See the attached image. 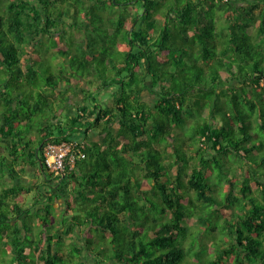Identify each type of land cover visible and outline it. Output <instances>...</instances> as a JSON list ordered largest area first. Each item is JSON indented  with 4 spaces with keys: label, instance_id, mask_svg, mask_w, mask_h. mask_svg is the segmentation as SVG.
I'll return each instance as SVG.
<instances>
[{
    "label": "trees",
    "instance_id": "trees-1",
    "mask_svg": "<svg viewBox=\"0 0 264 264\" xmlns=\"http://www.w3.org/2000/svg\"><path fill=\"white\" fill-rule=\"evenodd\" d=\"M56 53L88 75L41 76ZM76 136L86 156L54 177L46 143ZM186 244L190 264H264V0H0V263L181 264Z\"/></svg>",
    "mask_w": 264,
    "mask_h": 264
},
{
    "label": "rangeland",
    "instance_id": "rangeland-1",
    "mask_svg": "<svg viewBox=\"0 0 264 264\" xmlns=\"http://www.w3.org/2000/svg\"><path fill=\"white\" fill-rule=\"evenodd\" d=\"M81 26H84V25H81ZM77 31H75V33H76ZM97 35L98 34H94L92 37L94 38V39H92V40H99L100 42L98 43V44H94L95 46H91V50H96V49H100V50H103L104 49V42L100 39V38H96L97 37ZM91 38V37H90ZM108 52H110V58H111V56H112V50L110 49ZM100 56H102V54H99ZM52 59H57V60H53V62H52ZM77 61H72V60H70L69 58H67L66 60L65 59H63L62 60V57L59 55V54H55V56H53V58L52 57H50V58H46L45 59V62L43 63V68L41 69V71H40V75L41 76H46V75H49V74H51V73H53V74H59V72H61V69H63V71L64 72H70V69H68V64L67 63H72L73 64V66H74V68H73V70L75 71V72H77L78 74H82V75H85V76H87L88 75V72L89 71H87V70H89V69H86V68H84V67H82L80 64H79V62H78V58L76 59ZM110 61V60H109ZM114 63H116V61H114ZM92 65H93V67H92V70L94 71V72H97V74L99 73H102V75L100 74V76H99V79H97L94 83H92L91 84V88H92V92H91V94H92V99L94 100V102H97V103H102V102H105L108 98H109V96H110V94H109V92H107V91H104L99 85H100V82L99 81H101V80H103V79H107V80H110V79H112V78H114L115 77V72L113 71V73H111V74H107V75H105L104 74V70L103 69H100V67L99 66H97L94 62H92ZM111 67H113L114 68V65H112ZM82 81H84V79H82ZM73 99H75V101H76V103L79 101L78 100V95L77 96H75ZM110 101H112V98L110 97ZM88 102H89V100H88ZM59 104V103H58ZM59 107H60V105H59ZM62 109V108H61ZM49 112L48 111H44V114H48ZM70 116V112L69 111H67V110H65V107H64V110H63V112L59 115V118L60 119H62V120H66L68 117ZM38 119H40L39 117H36V120H38ZM37 124V123H36ZM96 134H97V137L99 136L98 135V133L96 132ZM226 174H225V176H221V175H217V177H216V183H221V182H225V181H227L228 180V171L227 172H225ZM231 175V174H230ZM30 179L32 178L30 175L28 176ZM8 181H10V179L8 178L7 179ZM35 181V180H34ZM24 182H26V180L24 179ZM256 187V186H255ZM256 190V189H255ZM192 195H194V193H192ZM38 198L40 199V201H42L44 198H43V196H40V194L38 195ZM46 201H44L43 203H41V204H44ZM61 203H63V200L61 199V200H59V201H55L54 202V205L56 206V213L57 214H60L61 213V210H60V207H57L58 205H60ZM36 207V206H35ZM228 212H231V210H229ZM189 222H190V224H193V225H190V227L189 228H187V236H189V238L190 237H194V236H197V235H199L200 234V232H201V229H203L204 227H205V223H203V222H197L194 218H190L189 219ZM198 223V224H197ZM212 223H214V221H213V219H211V220H208V222H206V227L207 228H210L211 227V225H212ZM77 234H79V236H80V231H77L76 232ZM223 233H224V231H222V229L218 232V233H214L217 237H219V239H221L222 237H223ZM210 234H212V232H210ZM213 236L211 235L210 236V238L208 239V243L209 244H211L212 243V241H213V238H212ZM83 238H84V236H83ZM73 240H76L77 242H81V240H83L82 238L81 239H79V240H77V238L74 236L73 238H72V240L71 241H73ZM185 249L186 250H184L186 253H185V257H184V259L182 260V262H181V264H190L189 263V261H188V259H187V255H188V257L189 256H191V255H194V253H195V251L194 250H189L188 249V244H186L185 245ZM109 251H112V249L110 248V246L109 247H107V249H106V252L108 253ZM85 261L87 262V264H93L94 263V260H93V258H92V256L90 255V254H86L85 255ZM1 264V263H0Z\"/></svg>",
    "mask_w": 264,
    "mask_h": 264
},
{
    "label": "built area",
    "instance_id": "built-area-1",
    "mask_svg": "<svg viewBox=\"0 0 264 264\" xmlns=\"http://www.w3.org/2000/svg\"><path fill=\"white\" fill-rule=\"evenodd\" d=\"M85 141L79 138L72 141L53 142L48 141L44 147V158L47 169L54 177L65 174L67 167L72 168L77 159L84 158L83 151Z\"/></svg>",
    "mask_w": 264,
    "mask_h": 264
},
{
    "label": "crops",
    "instance_id": "crops-1",
    "mask_svg": "<svg viewBox=\"0 0 264 264\" xmlns=\"http://www.w3.org/2000/svg\"><path fill=\"white\" fill-rule=\"evenodd\" d=\"M82 79H84V81H82ZM87 79H89V77L88 78H81V82L80 83H82V84H78L77 86H70L71 88H72V93L70 94V96H69V98H68V101L66 102V105L64 106L65 107V110H67V111H69L70 112V115L72 116V115H74L76 112H77V110H78V107L80 106V105H83L84 103H88V101H86V99H85V94H84V89H86L87 87H88V84H87ZM105 91H107V92H109V94H110V96H109V98L105 101V102H103V103H105V104H107V105H111V104H113V98H112V95H111V93H112V90H110V89H106ZM78 95V102L76 103V101H75V99H73L75 96H77ZM110 97L112 98V101H110ZM64 107L62 108V109H60L57 113H56V116L59 118V115L63 112V110H64ZM99 135V134H98ZM100 136L101 135H99L98 137H97V134H96V131H92L90 134H89V137H90V139H92V140H97V139H99L100 138ZM75 138H77V136L75 137ZM32 174V169H28V172H26L25 174H24V177H23V180L25 179L26 180V182H29L30 181V178L28 177L29 175H31ZM40 193L41 192H45V190H46V186H40L38 189H37ZM23 200H24V205H28V206H30V207H34V204H32V202H31V196L30 195H24L23 196ZM59 200H61V199H59ZM59 200H57V201H59ZM63 203H61L60 205H58L57 207H60L61 205H62ZM37 205V208H41L42 207V204H36ZM56 207V206H55Z\"/></svg>",
    "mask_w": 264,
    "mask_h": 264
},
{
    "label": "clouds",
    "instance_id": "clouds-1",
    "mask_svg": "<svg viewBox=\"0 0 264 264\" xmlns=\"http://www.w3.org/2000/svg\"><path fill=\"white\" fill-rule=\"evenodd\" d=\"M107 89H110V88H107ZM105 90H106V89H105ZM105 90H104V91H105ZM90 133H91V131L89 132V134H90Z\"/></svg>",
    "mask_w": 264,
    "mask_h": 264
}]
</instances>
